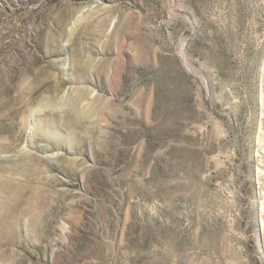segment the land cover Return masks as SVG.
<instances>
[{
	"label": "rangeland",
	"instance_id": "obj_1",
	"mask_svg": "<svg viewBox=\"0 0 264 264\" xmlns=\"http://www.w3.org/2000/svg\"><path fill=\"white\" fill-rule=\"evenodd\" d=\"M0 264H264V0H0Z\"/></svg>",
	"mask_w": 264,
	"mask_h": 264
}]
</instances>
